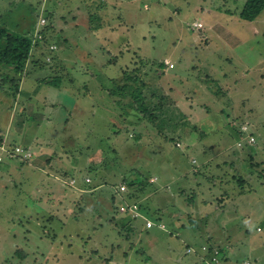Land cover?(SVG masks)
Wrapping results in <instances>:
<instances>
[{
    "label": "rangeland",
    "instance_id": "1",
    "mask_svg": "<svg viewBox=\"0 0 264 264\" xmlns=\"http://www.w3.org/2000/svg\"><path fill=\"white\" fill-rule=\"evenodd\" d=\"M245 1L0 0L41 42L31 93L0 89V264H264V11ZM123 203L143 214L125 227Z\"/></svg>",
    "mask_w": 264,
    "mask_h": 264
},
{
    "label": "trees",
    "instance_id": "2",
    "mask_svg": "<svg viewBox=\"0 0 264 264\" xmlns=\"http://www.w3.org/2000/svg\"><path fill=\"white\" fill-rule=\"evenodd\" d=\"M263 11H264V0H246L239 12V15L244 20L254 21L261 15ZM43 35L45 41L42 44V46L43 47L45 46L48 49L49 36L47 31L44 32ZM33 41H34L33 38L27 33L16 31L12 28H9L2 22H0V89L3 88V83L10 82L11 88H14L15 91L14 93L17 94L19 92L20 81L27 74V63L31 58V56L34 54L33 53L34 46L38 47L39 44H41L39 40L36 41V43H34ZM57 41L58 44L60 45L61 44L60 40L57 39ZM1 67H4L8 71H3ZM8 68H10V70ZM131 79H133V77ZM44 81L47 82L48 80H44ZM48 83L55 85L57 83V78L52 80L49 79ZM125 87L130 88L132 86L131 84H126L124 86V89ZM112 92L114 93L115 91ZM142 106H144L143 109L145 110V112H148L145 105ZM250 145H252V143H250ZM125 182H127L126 184L129 189L128 196L130 199H136L134 197L136 191H140V189L145 190V187L147 188V186L151 184V182L148 179H144V177L143 176L140 177V175H137L135 178H126ZM145 191H147V189ZM113 196L115 197V195ZM122 217L123 218L121 219V224L123 227H125L129 223L133 224V222L136 221V219L126 214H124ZM158 217L163 218L164 216L160 215ZM144 226H146V224H144ZM146 229H150V228H146ZM214 246H211L210 248L208 247L209 248L208 251L214 253L215 250ZM189 247L190 244H188L187 248ZM217 248L220 250V247ZM204 259H206L207 261L206 257H204Z\"/></svg>",
    "mask_w": 264,
    "mask_h": 264
},
{
    "label": "built area",
    "instance_id": "3",
    "mask_svg": "<svg viewBox=\"0 0 264 264\" xmlns=\"http://www.w3.org/2000/svg\"><path fill=\"white\" fill-rule=\"evenodd\" d=\"M47 23V20H46V18L45 17H41L40 18V21H39V23H38V27L40 26V27H43V26H45V24ZM201 26V25H200ZM199 26V27H200ZM43 31L41 30V37L42 38H44L43 36ZM40 37V38H41ZM50 51H55L56 50V48H57V46L56 45H54V44H51L50 46ZM52 55V54H51ZM47 59H49L50 60V58H48L47 57ZM255 141V137L254 136H250L249 137V142L250 143H253ZM20 149V147L19 146H17V150H19ZM15 152H12V151H10V148H9V146H7L6 144H0V161H4L6 158H11V157H16L15 155ZM122 187H120V189L121 190H126L127 188H126V184L125 185H121ZM135 206H137V205H135ZM120 213H122L123 215L124 214H126V215H131V216H134L135 218H137L138 216H140V215H143L142 214V212H141V209H140V207L139 206H137L136 207V209H134V207H130V205H128V204H126V203H123V204H121L120 205ZM156 225V223L154 222V221H152L151 219H148L147 220V223H146V226L148 227V228H151V227H153V226H155ZM159 227L161 228V229H164V228H166V225L165 224H163V223H160L159 224ZM220 254V252H218V254L217 255H219ZM220 256V255H219Z\"/></svg>",
    "mask_w": 264,
    "mask_h": 264
},
{
    "label": "crops",
    "instance_id": "4",
    "mask_svg": "<svg viewBox=\"0 0 264 264\" xmlns=\"http://www.w3.org/2000/svg\"><path fill=\"white\" fill-rule=\"evenodd\" d=\"M90 2V1H89ZM82 11V9H81V6L79 7V5H77V7H74V9H72L71 11H70V15L71 16H73V18H72V20H74L73 21V27L74 26H77V25H79V27H80V25L83 23H85L84 22V20H85V18H84V14H83V12H84V9H83V11ZM73 13H76V15L78 16V14H80L81 16L78 18V19H76L75 18V14H73ZM85 13V12H84ZM67 24H65V26L64 27H62L63 28V30H64V28H69V21L68 22H66ZM85 26H86V24H84ZM88 27V26H87ZM62 28H59L60 30H62ZM89 28L90 29H92V30H97L98 29V32L99 31H105V29H106V26L105 25H103V26H99L98 28H91V26H89ZM101 34V33H100ZM102 35V34H101ZM107 38H108V36L106 35V36H104L103 38H101V39H103V40H105L104 42H106V40H107ZM109 42L111 43V41L109 40ZM62 55V58L65 60V58H68V55H64V53H62L61 54ZM36 71V70H35ZM41 71H45L44 69H42ZM26 75L22 78V80H21V87H20V91H19V94H20V92H24L25 94L27 93H31V92H28L27 90L26 91H24V87L22 86L23 84H25L26 82H27V80H26ZM45 81H39L38 80V82H37V89L38 90H43V87L42 86H44L45 85V83H44ZM32 90V89H31ZM36 92L37 91H33V93H34V95L36 94ZM88 92V95H87V97L88 98H91L92 97V94H91V92H89V91H87ZM18 94V95H19ZM89 96H91V97H89ZM43 99H46V96L43 98ZM166 224V223H165ZM179 231V230H178Z\"/></svg>",
    "mask_w": 264,
    "mask_h": 264
}]
</instances>
